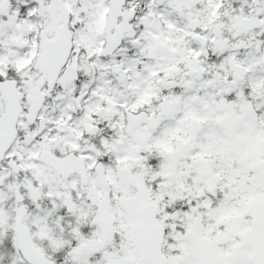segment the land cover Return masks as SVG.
I'll return each mask as SVG.
<instances>
[{
	"label": "snow or ice",
	"instance_id": "1",
	"mask_svg": "<svg viewBox=\"0 0 264 264\" xmlns=\"http://www.w3.org/2000/svg\"><path fill=\"white\" fill-rule=\"evenodd\" d=\"M0 264H264V0H0Z\"/></svg>",
	"mask_w": 264,
	"mask_h": 264
}]
</instances>
